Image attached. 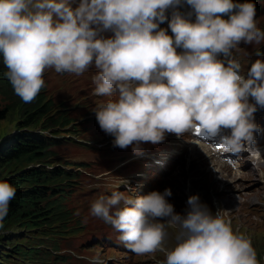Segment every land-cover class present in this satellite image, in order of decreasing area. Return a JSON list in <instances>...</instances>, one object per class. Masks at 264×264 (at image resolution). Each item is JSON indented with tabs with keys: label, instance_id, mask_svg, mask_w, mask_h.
I'll use <instances>...</instances> for the list:
<instances>
[{
	"label": "clouds",
	"instance_id": "obj_1",
	"mask_svg": "<svg viewBox=\"0 0 264 264\" xmlns=\"http://www.w3.org/2000/svg\"><path fill=\"white\" fill-rule=\"evenodd\" d=\"M74 2L0 0L4 76L23 102H32L44 87L46 69L77 76L94 69L93 94L108 99L93 112L116 147L132 146L140 154L142 143L156 145L165 133L181 138L195 129L219 137L215 145L223 154L238 156L254 143L260 131L254 113L264 108V59L248 61L245 71L233 55L241 42L264 43L254 3L183 0L191 8L185 15L178 10L182 0ZM166 20L173 35L159 26ZM105 31L114 35L105 38ZM249 158L255 167L264 157L252 150ZM126 193L98 196L90 214L117 230L134 254L162 252L163 264H259L250 238L198 195L189 196L181 215L166 199L169 188L137 198ZM15 194L0 181V221ZM170 228L174 240L165 247Z\"/></svg>",
	"mask_w": 264,
	"mask_h": 264
},
{
	"label": "rangeland",
	"instance_id": "obj_2",
	"mask_svg": "<svg viewBox=\"0 0 264 264\" xmlns=\"http://www.w3.org/2000/svg\"><path fill=\"white\" fill-rule=\"evenodd\" d=\"M233 2L244 3L249 0H233ZM252 3L256 8L257 26L264 30V0H255ZM78 4L79 0H75L72 6L76 7ZM178 10L185 15L191 11L190 6L183 0L182 6ZM171 12L172 9L166 12L169 20ZM190 19L195 20L194 14ZM166 21L168 22V20ZM101 35L108 38L114 33L105 31ZM234 51L235 57L249 68L251 63L247 64L248 61L264 59V43L255 45L241 42ZM257 51L260 53L259 56H257ZM94 74V69H89L79 76L46 69L43 77L45 84L41 92L43 101L50 102L51 115L66 114L69 119V125L60 130L59 135L63 137L61 143L51 148L54 154L51 159L52 163L70 167V170L73 171L72 181L67 185L61 203L68 218L57 227L46 230L26 232L25 228L21 229L20 226H12L9 229L12 233H21L18 239L26 237L28 243L44 245L38 252L45 253V255H41L42 259L35 264H42L41 262L48 264H163L165 256L162 252L136 255L127 249L119 241L120 233L117 230L103 219L90 214V206L98 196L111 195L113 191H127L126 194L137 198L152 191L163 192L169 188L172 195L166 199L176 206L174 209L176 213L185 215L188 203L184 205L182 198L176 202L172 200L175 194L182 195L179 193L183 186L181 185L180 188L176 183H180V178H183V169L178 168L175 180L171 177H175L173 173L177 167H186L185 157L188 153L181 154L180 160L173 167H169V164L173 163L168 161L171 159V155L174 151L182 150V148L171 143L168 147L160 150L158 144L142 143L140 154H147V157L139 161L127 162L128 158L137 155L133 152L132 146L124 149L114 146V137L100 128L93 112L98 103L108 99V97H99L93 94L94 85L91 77ZM17 100L14 92L0 93L1 107L9 105L5 117L0 120V138L10 134L16 128L20 119V102ZM166 134L175 135L173 133ZM159 151H162V154ZM220 158L227 162L226 167H223L226 170L225 177H230L229 174L232 175L234 172L230 166L234 163L226 157ZM199 160L202 161L201 165L204 169L211 163V160L202 156ZM167 161L170 163L166 165ZM196 165L197 163L187 165L191 178L197 176L200 178L208 174L201 171ZM237 166L242 167L241 170L246 174V177L242 179L243 183L239 184V187H235L240 190L231 191L230 198L236 195L240 197L243 192L253 195L258 190L255 198L247 197L248 199H238V201L233 198L232 202L236 204L230 202L220 204V200L225 197L221 188L211 190L208 184L201 187L203 190L200 194L201 197L206 198V201H200L207 205L213 214L220 211V215L231 222L234 230L246 234L257 253L259 264H264V170H254L246 163H240ZM230 170L232 173H229ZM251 172L255 175H251ZM184 177L187 178V175L185 174ZM146 181L152 183L148 191L146 190ZM50 229L57 232L53 237L45 238V235L42 234L49 233ZM5 231L4 228H0V236ZM168 231L169 237L165 247L171 246L174 240V230L170 228ZM36 236L37 238H32ZM25 244L26 242L23 243V246ZM9 250V246H0V253H7L5 256L0 254V264H33L30 260L13 256Z\"/></svg>",
	"mask_w": 264,
	"mask_h": 264
},
{
	"label": "trees",
	"instance_id": "obj_3",
	"mask_svg": "<svg viewBox=\"0 0 264 264\" xmlns=\"http://www.w3.org/2000/svg\"><path fill=\"white\" fill-rule=\"evenodd\" d=\"M6 70L0 57L1 94L14 92L4 76ZM14 95L20 102V119L14 131L0 138V181L10 183L16 189V194L10 202L7 215L0 221V228L6 230L0 236V246H9L13 256L35 264L42 259L41 255H45L38 252L44 245L28 243L26 237L18 239L21 233H12L9 228L20 226L26 232L46 230L57 227L68 218L61 203L67 185L72 181L73 171L70 167L52 163L54 154L51 148L61 143L63 137L59 135L60 130L69 125V119L61 113L52 116L50 102L43 101L41 91L30 103ZM8 110L9 105H0V120ZM55 232L50 229L49 233L42 235L45 238L53 237ZM24 242L26 244L23 246ZM0 254L5 256L7 253Z\"/></svg>",
	"mask_w": 264,
	"mask_h": 264
},
{
	"label": "bare ground",
	"instance_id": "obj_4",
	"mask_svg": "<svg viewBox=\"0 0 264 264\" xmlns=\"http://www.w3.org/2000/svg\"><path fill=\"white\" fill-rule=\"evenodd\" d=\"M145 157H147V154L146 155H144V153L137 154V155H134V156L128 158L127 162L139 161V160L144 159ZM199 158H200V155L197 152L189 153L185 157L186 167L183 168L182 166H179V167H177V169L173 173V175L175 177H171V179H174V180L177 177L176 176V174H177L176 171L178 170V168L183 169V174H184L183 178H180V183L179 182L176 183V184H178L180 186V188H181V185L183 186V188H181V193H179V194H182V195L177 196L175 194V197L172 198L173 202H176V201H178L179 199L182 198L183 204L185 205V204H187L189 196H192V195H198L200 200H203V201L205 200L206 201V198L205 197H201L200 194H201V191L203 190V189H201V187L202 186H207L208 184L210 185V189L211 190H219V188H221V192H223L222 194L225 197L222 198L224 201L220 200V204H223V202H225V203H229V202L230 203H235V202H232L233 198H234L235 201L236 200L238 201V199H245L247 197L248 198H255L257 196L258 190L253 195H252V193H244L243 192L242 194H240V197H239V195H238V197L236 195V196H231L232 198H230L231 191L240 190V189H236L235 187H239L240 186L239 184L243 183L242 179H245V177H246V174L241 170L242 167H238L237 166L240 163H246L245 161L240 162L239 164L234 163L232 166H230V168L234 172L232 173V171L230 170L229 173H232V175H234V176L229 174L230 177H225V175H224L225 173L224 172L226 170L223 169V167H226L227 162L223 158H220V157L214 158V160L211 161V163L208 164L205 167V169L201 165L202 161H200ZM179 160H180V157L178 155H176L173 161L170 160V162H173V163H170V162L167 161L166 165L168 163H170L169 167H173L174 164L177 163V161H179ZM194 163H197V165H196L197 168H200L201 171H204V172H206L208 174L204 175V176H202L200 178H199V176L191 178V175L189 174L190 169L188 168L187 165H191V164H194ZM248 167H249V165H248ZM185 171H186V173H185ZM185 174L187 175V178L184 177ZM250 174L251 175H255V173H253V172H251ZM185 179H187V180H185ZM146 183H147L146 190L148 191L150 189L152 183H151V181H146ZM172 183H173V181H172ZM143 190H144V188H143ZM147 191H144V193H147ZM175 208H176V206L174 205V209Z\"/></svg>",
	"mask_w": 264,
	"mask_h": 264
}]
</instances>
